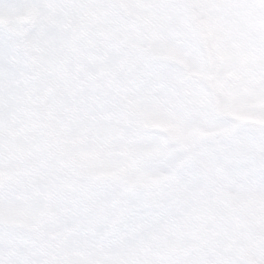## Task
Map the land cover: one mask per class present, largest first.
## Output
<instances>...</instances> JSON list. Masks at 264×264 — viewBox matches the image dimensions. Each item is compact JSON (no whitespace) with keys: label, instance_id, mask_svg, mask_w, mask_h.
<instances>
[{"label":"rangeland","instance_id":"1","mask_svg":"<svg viewBox=\"0 0 264 264\" xmlns=\"http://www.w3.org/2000/svg\"><path fill=\"white\" fill-rule=\"evenodd\" d=\"M187 2L0 0V264H264V0Z\"/></svg>","mask_w":264,"mask_h":264}]
</instances>
